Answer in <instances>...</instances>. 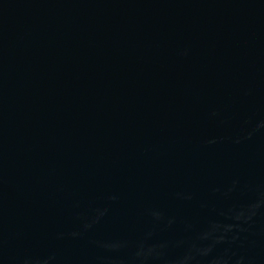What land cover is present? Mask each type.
Segmentation results:
<instances>
[{
    "label": "water",
    "instance_id": "1",
    "mask_svg": "<svg viewBox=\"0 0 264 264\" xmlns=\"http://www.w3.org/2000/svg\"><path fill=\"white\" fill-rule=\"evenodd\" d=\"M0 264H264V0H0Z\"/></svg>",
    "mask_w": 264,
    "mask_h": 264
}]
</instances>
